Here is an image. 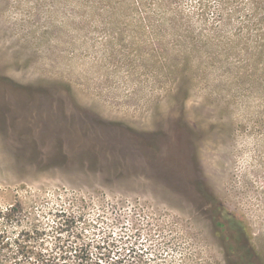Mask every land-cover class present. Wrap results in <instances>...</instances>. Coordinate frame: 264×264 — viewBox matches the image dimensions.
<instances>
[{
  "label": "rangeland",
  "instance_id": "rangeland-1",
  "mask_svg": "<svg viewBox=\"0 0 264 264\" xmlns=\"http://www.w3.org/2000/svg\"><path fill=\"white\" fill-rule=\"evenodd\" d=\"M56 210L91 262L264 264V0H0V264H76Z\"/></svg>",
  "mask_w": 264,
  "mask_h": 264
},
{
  "label": "trees",
  "instance_id": "trees-1",
  "mask_svg": "<svg viewBox=\"0 0 264 264\" xmlns=\"http://www.w3.org/2000/svg\"><path fill=\"white\" fill-rule=\"evenodd\" d=\"M23 210L24 208L22 204L17 203L12 207L8 208L6 211H1V216H3L5 219L3 223L9 224L14 221L17 223L22 222ZM31 213L32 212H30V214ZM51 213L54 215V219H53L54 224L52 225V230L55 233V238L61 239L59 234H63L66 232L67 234H64L65 236L71 239H75L76 246L74 249L76 252V256L78 258V262L76 264H100L98 263V261L96 262L89 261L88 257L91 252L90 251L91 248H96L97 250H103L104 248L110 246V244H108L107 238H103L102 241H99L94 237H88L84 233L85 231H80L77 228L76 223L81 221V219L83 218L82 215L73 214V213L68 214L67 210H56V211H51ZM31 230L36 231L37 234L29 233L28 236L30 238H32L34 235L35 237H38L39 235L44 234L43 233L44 229H40L37 226ZM60 248L62 247L60 246ZM23 250L25 252L26 257H29L30 254H34V251L30 250V248L27 249L23 248ZM36 256H37L36 262L40 264H58V263H54L55 261L53 259L45 257L44 254L41 252L37 253Z\"/></svg>",
  "mask_w": 264,
  "mask_h": 264
}]
</instances>
